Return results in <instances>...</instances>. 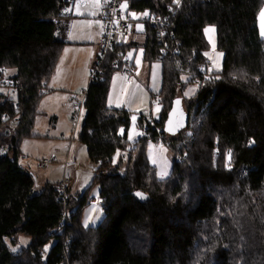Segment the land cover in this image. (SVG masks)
I'll return each mask as SVG.
<instances>
[{
  "label": "trees",
  "instance_id": "16d2710c",
  "mask_svg": "<svg viewBox=\"0 0 264 264\" xmlns=\"http://www.w3.org/2000/svg\"><path fill=\"white\" fill-rule=\"evenodd\" d=\"M73 1L0 0V264H264V0H124L130 18L134 12L167 24L148 27L143 44L129 42L137 33L131 18L128 40L92 82L107 34L100 19L104 37L83 91L78 135L97 164L91 187H99L105 215L94 227L83 225L88 191L74 195L47 183L35 194L34 176L19 164L72 45L61 30ZM210 26L224 55L219 72H202L211 62ZM139 49L145 62L162 64V88L153 97L162 111L159 121L141 119L146 134L131 144L132 113L108 103L121 59L134 76L128 54ZM172 123L181 126L172 131ZM230 129L237 145L227 141ZM153 142L174 154L165 179L147 156Z\"/></svg>",
  "mask_w": 264,
  "mask_h": 264
},
{
  "label": "rangeland",
  "instance_id": "374dc122",
  "mask_svg": "<svg viewBox=\"0 0 264 264\" xmlns=\"http://www.w3.org/2000/svg\"><path fill=\"white\" fill-rule=\"evenodd\" d=\"M80 3L99 5L101 2L100 0H74L70 7L71 10L74 5L80 6ZM122 8L127 13V2H124ZM74 11L75 13L79 12V9ZM262 13H264V10ZM130 16L135 21L134 28L137 33L131 35L128 41L145 43L146 37L142 32H139L141 27L138 23L144 15L133 12L130 13ZM258 25L261 37L264 38V17L262 15L259 17ZM209 29H214V31H206V37L212 48L208 58L212 63L213 70L219 72L223 66L224 55L217 50V29L210 26L206 30ZM84 50L90 52L92 49L87 47ZM143 53L144 50L139 49L137 51L132 50L128 54L129 59L136 65V72L133 76L134 83H128L124 74L117 73L112 79L109 95L108 104L110 108L120 107L119 109H126L132 113L128 129V140L131 144L146 134L145 130L139 127L141 119L144 117L147 122L159 121L162 111L160 99L153 100V97L158 95L162 88V64L154 63L150 65L144 61ZM70 70L72 72L69 73ZM90 75L91 71H89L88 84L85 89L90 85ZM78 76L80 74L76 68L68 67L60 76L59 85L69 87L76 82ZM197 90V85L191 86L186 90L184 96L190 98L195 95ZM80 93L75 94L74 97ZM66 98L67 93H58L54 96L47 95L41 100L38 107L41 115L38 116L32 132L34 138L26 139L23 142L20 160L25 165V171L33 175L36 180L35 194L41 193L47 183L61 184L66 180L70 181L68 186L72 194L82 195L88 191L89 203L84 209L82 219L85 227H94L102 221L105 215L99 201V187L95 185L91 187L97 164L90 160L87 147L79 140L78 135L84 119V112L76 129L73 121V104L66 101ZM180 126L179 123H172L170 129L176 131ZM124 132L125 130H122L121 134H124ZM227 141L230 145H237L234 129L229 130ZM147 156L150 162L157 166L159 178L165 179L170 175L174 154L168 144L163 142L150 143ZM53 157L57 158V162L52 163L47 169L41 168L43 160L52 159ZM118 157L117 155L116 160H118ZM21 242L26 246L29 240L23 238Z\"/></svg>",
  "mask_w": 264,
  "mask_h": 264
},
{
  "label": "crops",
  "instance_id": "0c3cea01",
  "mask_svg": "<svg viewBox=\"0 0 264 264\" xmlns=\"http://www.w3.org/2000/svg\"><path fill=\"white\" fill-rule=\"evenodd\" d=\"M100 2L99 5L80 3V6L74 5L72 10L69 7V9L65 11L67 15H71L69 16L70 18L63 20L61 38L72 45H69L64 49L57 73L51 80V84H49L51 90L49 95L54 96L58 93H67L66 101L71 103L75 94L86 90L85 88L88 84L89 71H91L94 62L101 51L104 37V24L98 17V11L102 6V1L100 0ZM76 9H79V12L75 13L74 10ZM87 47H90L92 50L86 52L84 49H87ZM68 67L76 68L80 76H78V79L73 85L69 87H61L59 85L60 76ZM70 72L72 71L70 70L69 73ZM19 164L23 168L25 167L20 159Z\"/></svg>",
  "mask_w": 264,
  "mask_h": 264
},
{
  "label": "built area",
  "instance_id": "2783aa9c",
  "mask_svg": "<svg viewBox=\"0 0 264 264\" xmlns=\"http://www.w3.org/2000/svg\"><path fill=\"white\" fill-rule=\"evenodd\" d=\"M103 5L100 8L98 17L102 19L106 24L107 34L104 40L102 54L97 60L96 66L93 69L92 82H94L99 75L102 73L103 63L106 58L113 53L117 48L122 44L126 43L132 29V19L126 15L122 9V3L124 0H103ZM168 18H153L149 15H144L142 19L138 21L140 24V31L146 32L148 27L151 28H160L167 24ZM161 35V34H160ZM163 36V35H162ZM120 57L121 54L119 53ZM122 61V70L121 72L127 77L128 83H133L135 81L132 75L131 64L125 59ZM213 66L210 62L207 68L202 69V72L205 70H212ZM87 92H81L76 97L73 98L74 114L73 121L75 122L76 129L79 126L82 114L84 112V106L87 99ZM57 162V158L53 157L52 159L43 160L41 162L42 168H48L51 163ZM66 167V165H65ZM69 180L60 184L61 190L66 193Z\"/></svg>",
  "mask_w": 264,
  "mask_h": 264
},
{
  "label": "snow or ice",
  "instance_id": "6c2138e0",
  "mask_svg": "<svg viewBox=\"0 0 264 264\" xmlns=\"http://www.w3.org/2000/svg\"><path fill=\"white\" fill-rule=\"evenodd\" d=\"M177 2H178V0H177ZM261 15H262V17H264V13H262ZM206 31H214V29H209V30H206ZM137 195L141 196V197L143 196V194H141V193H137Z\"/></svg>",
  "mask_w": 264,
  "mask_h": 264
},
{
  "label": "water",
  "instance_id": "95a60500",
  "mask_svg": "<svg viewBox=\"0 0 264 264\" xmlns=\"http://www.w3.org/2000/svg\"><path fill=\"white\" fill-rule=\"evenodd\" d=\"M182 104V103H181ZM176 114H178L179 115V113L177 112Z\"/></svg>",
  "mask_w": 264,
  "mask_h": 264
}]
</instances>
